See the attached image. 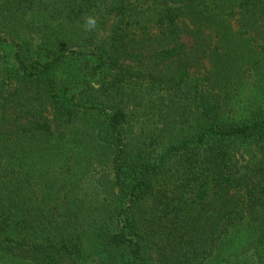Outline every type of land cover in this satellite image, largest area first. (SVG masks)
Instances as JSON below:
<instances>
[{"label": "trees", "instance_id": "trees-1", "mask_svg": "<svg viewBox=\"0 0 264 264\" xmlns=\"http://www.w3.org/2000/svg\"><path fill=\"white\" fill-rule=\"evenodd\" d=\"M244 227L227 263L264 264V0H0V260L209 264Z\"/></svg>", "mask_w": 264, "mask_h": 264}, {"label": "rangeland", "instance_id": "rangeland-1", "mask_svg": "<svg viewBox=\"0 0 264 264\" xmlns=\"http://www.w3.org/2000/svg\"><path fill=\"white\" fill-rule=\"evenodd\" d=\"M230 19H231V22L234 24V22H235L234 17H230ZM112 23H113V19H110V22L108 23V25H106V30H103V33L105 36L109 34V30H110ZM188 39L189 38H184V40H186V41H188ZM79 48L81 49L83 47L79 46ZM84 49L89 50V48L87 46L84 47ZM2 52L4 54H6L9 52V50L3 48ZM90 63L91 62L79 63L78 61H76V62L71 61L68 63L69 65H67L66 68H63L60 70V73H61L62 77L63 76L66 77V76H68L69 72H72V74H74V78H75L77 75H79L82 72V70L88 69L91 66ZM199 76H202V75H198L196 77L199 78ZM255 95H263V93L261 91V83L257 84V82L255 80H250L241 89V96L245 100H248V99L252 100V99H254ZM149 115L155 121L156 117H152L151 114H149ZM138 122H139V120H138ZM96 172H97L96 177L102 176V171H96ZM90 188H91V186L87 189L91 190ZM102 189L104 190V187L101 185V190ZM94 193L98 199L101 196V194H102V196H104V193H100V194H97L96 192H94ZM87 228H90V226L87 225L84 227V229H86V230H87ZM245 228L246 227H244V229L237 230L229 240L224 242L222 244V247L220 250L221 255L218 258V260L212 259L209 264H229V263H227V261L230 260V258L228 259V257H231L233 254L237 253L238 250L240 249V247L248 240V233H247ZM249 252L252 253L253 251H249ZM0 264H13V263H9V262H6L4 260H0ZM83 264H104V262L100 259V254L98 252H95L92 254L91 257H88L86 260H84Z\"/></svg>", "mask_w": 264, "mask_h": 264}, {"label": "clouds", "instance_id": "clouds-1", "mask_svg": "<svg viewBox=\"0 0 264 264\" xmlns=\"http://www.w3.org/2000/svg\"><path fill=\"white\" fill-rule=\"evenodd\" d=\"M87 26L89 27V28H93V27H95L96 26V23H97V21H96V18L94 17V16H89L88 18H87ZM95 86V85H94Z\"/></svg>", "mask_w": 264, "mask_h": 264}]
</instances>
